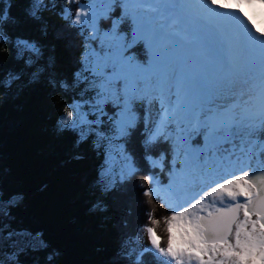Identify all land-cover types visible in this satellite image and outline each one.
I'll use <instances>...</instances> for the list:
<instances>
[{
    "label": "trees",
    "instance_id": "trees-1",
    "mask_svg": "<svg viewBox=\"0 0 264 264\" xmlns=\"http://www.w3.org/2000/svg\"><path fill=\"white\" fill-rule=\"evenodd\" d=\"M104 1L95 23H84L81 18L76 24L77 10L88 7L92 0H42L40 21L9 27L6 34L11 41H0V199L7 203L16 195L23 198L8 207L3 225L9 227L8 233L36 236L46 245L20 254L21 264H158L165 260L149 252L132 259L124 252L126 240L138 235L143 226L155 227L162 246L167 244L165 218L172 209L155 188L157 183H166L174 168V138L166 133L151 141L146 128L147 99L159 93V74L150 73L146 79L137 75L136 87L130 92L115 83L118 97L107 98L95 111L100 119L93 117L74 129L62 124L76 104L82 103L81 110L89 114L90 105L100 103L87 59L100 55L102 60H111L110 50L119 34L124 35L122 49L139 37L132 35L136 16L128 12L133 0ZM31 2L0 0V10L11 4L10 12L23 16ZM16 37L43 45L44 58L26 63L27 55H16ZM130 50L140 66L153 64L143 41ZM49 57L53 60L50 65ZM37 67L42 68L40 80L29 83ZM13 76L19 79L6 83ZM140 80L145 83L141 85ZM147 82L155 86L148 93L144 91ZM145 96L147 99L138 98ZM125 105L134 119L122 134L117 125L121 115H127L122 111ZM116 134L136 171L126 174L123 183L116 178L107 184L106 144ZM149 176L151 181L146 179ZM149 188L151 197L144 194ZM97 204L100 208L94 209Z\"/></svg>",
    "mask_w": 264,
    "mask_h": 264
},
{
    "label": "snow or ice",
    "instance_id": "snow-or-ice-1",
    "mask_svg": "<svg viewBox=\"0 0 264 264\" xmlns=\"http://www.w3.org/2000/svg\"><path fill=\"white\" fill-rule=\"evenodd\" d=\"M144 2L148 0H138V3ZM151 2L159 5L158 9H153L154 11L167 12L174 18V22L180 21L184 25V34H181L175 31H162L155 27L152 19L147 17H138L133 20L139 39L152 54L153 66L172 67L178 77L177 84H180L191 97L205 99V118H219L222 116L224 106L218 104L217 100L221 97V92L228 80V72L232 67L233 41L214 27L201 26L200 19L192 8L193 0H151ZM208 3L216 5L219 0H208ZM256 3L264 7V0H237L235 4L225 2L222 6L242 11L244 4ZM11 7V4H6L4 9L0 10V41H11V37L6 34L9 27L41 19L38 13L43 7L42 0H32L25 8L23 16L11 13L9 10ZM82 13L84 8H79L74 17L76 24L81 23ZM244 16L247 17L246 12ZM247 19L249 22L252 21L251 17ZM87 22L85 19L84 23ZM254 31L258 35H253L251 38L259 40L261 45L259 59L258 61L249 60L244 66V71L258 72L262 96H264V32H261L260 28H255ZM13 47L17 56L27 55L26 63L30 65L44 58V46L35 40L16 37ZM128 54H131L130 49ZM143 59L147 60L148 57ZM51 63L53 60L49 57L48 64ZM41 74L42 68L37 67L31 74L29 83L38 82ZM16 79L19 77L13 76L6 83L10 84ZM139 83L143 85L145 81L140 80ZM176 86V84L173 85V87ZM138 98L147 99L146 96ZM122 111L127 113V118L117 125V131L126 134L132 127L134 114L127 105ZM72 116L73 113L67 111V118L62 121L65 128L74 129L80 125V122L69 124ZM60 130L63 131L64 128ZM226 130L231 133L233 126L225 124L224 128L217 129L221 134H225ZM135 171L133 165L128 175ZM125 178L122 177L120 182L123 183ZM146 179L151 181L152 177L149 176ZM106 187L111 190L110 186L106 185ZM210 190L222 191L235 202L228 207L218 208L215 212L209 211L203 216L191 215L188 207L173 210L170 216L165 218L166 247L162 246V238L157 234L155 227L147 226L145 231L149 234L150 247H146L144 251L155 257L167 258L158 260V264H184L185 258L189 264L193 259L199 264H264V193L249 178V172L242 171L240 174H230L226 178H221L220 182L215 183ZM144 194L151 197L153 190L146 189ZM239 197L244 198L245 202L240 203L237 199ZM22 199V196L16 195L7 201V204L15 205ZM93 207L98 209L100 205ZM241 210L243 219L240 218ZM4 215L7 216L8 213L5 211ZM253 215L257 219H253ZM153 223L159 224V221H153ZM7 235L11 237L14 233L9 232ZM38 247L44 248L46 245L41 240ZM217 256L221 258L217 260L215 258ZM11 259L19 264L16 253H13ZM0 264H5V261H0Z\"/></svg>",
    "mask_w": 264,
    "mask_h": 264
},
{
    "label": "rangeland",
    "instance_id": "rangeland-1",
    "mask_svg": "<svg viewBox=\"0 0 264 264\" xmlns=\"http://www.w3.org/2000/svg\"><path fill=\"white\" fill-rule=\"evenodd\" d=\"M104 2V0H92L88 7H84V13H82L81 18L95 23L99 18V13L102 11L101 6ZM131 3L132 5L128 8V12L131 15L136 16V19L138 17L150 18L154 21V23L159 18L161 19V23L155 24V27L163 31L164 25L167 24L169 14L167 12H163L162 10L154 11L153 9H158L159 7L157 3H152L151 0L144 3H138V0H133ZM200 3L207 4L215 8V5L208 3V0H200ZM216 7L222 14L223 20L217 19V17V20H207L210 13L209 11L207 17L200 18V22L208 27L218 29L225 35V37L233 41L232 55H238L236 56L234 64H231L232 67L230 72H232L235 77L232 74H228L226 84H234L235 82L243 84L247 83L249 86L257 87L259 91H262L258 72L253 73L244 71V66L249 60L255 59L258 61V57L256 55H252L253 52L260 51L261 48L260 42L251 38V36L257 35L254 32V28L251 27L246 19L241 17L242 14L241 12L239 13L238 10H229L231 8H224L223 10H220L219 8L221 7V4L219 3L216 4ZM211 13V17L216 15L212 11ZM224 19H226L227 22L224 21ZM245 20L248 25H250V30H244ZM179 22L180 21H178V23L176 22L178 24L177 32H179ZM180 23L182 25V22ZM237 25L243 26L240 29L241 26L239 27ZM234 29L237 32H234ZM223 30L229 31L223 32ZM137 34L138 33L134 27L132 35L136 36ZM122 43L123 45L125 44L124 35L119 34V36H116V40L113 41L110 52L112 55L111 60H102L100 55L99 59L93 56H90L87 59V62L91 63L90 71H92L91 74L94 76V82L97 83V89L99 91L98 98L100 103L98 105L91 104L90 106H92V112L89 114H85L84 111L81 110L82 103L76 104L69 124L77 122L85 123L87 121H92L95 118L100 119L101 115L95 111L102 108V104L107 98L109 100H114L118 97L119 89L118 93H116L115 87H119L115 83L121 84L120 90L124 89L125 91L130 92L134 89V87H136V80L138 76L141 79H146L150 73H159L160 83L159 86L157 85L159 93L157 95H151L149 99H147V136L151 141H155L166 133L174 138L173 146H175V150L177 149V153L175 154H177V156L181 154L182 158L176 159V162L180 165V172L176 171L173 173L172 179L176 183L172 186V193L174 195H171V198H188L186 203L188 202L192 208L198 211L197 202H194L193 198H221L223 194L222 191L213 192L210 188L214 186L215 183L220 182L221 178H226L230 174H238V171H246L248 168V157L257 158V161L264 159V146L256 148L251 142H239L238 138L235 139L234 144H231L228 139L217 136L220 132L212 128L214 119L216 118H205L204 109L206 107V101L204 98L191 97L180 84H177L178 77L176 73L173 72L172 67L164 65L154 67L153 64L150 67L140 66L138 61L133 59L131 57L132 55L128 54V49H131L138 43L136 40L134 41L133 39L131 43L123 49ZM107 45L109 46V43H107ZM238 45L243 46L244 49L239 53L236 52L237 47H239ZM107 66L109 67L107 68ZM145 69H147V71H145ZM174 84L177 86L173 87ZM152 88H155L154 84L147 82L144 91L148 93L152 90ZM112 90H115V93H113ZM223 90L221 92V96L226 94ZM227 96L231 95L227 94ZM158 101H160L162 108L159 109L160 111L157 113L155 111L154 104ZM217 103L222 105L224 104L222 102ZM163 104L165 106H163ZM231 106H236L234 109L243 106L240 109V113L235 112L242 115L247 107V104L243 105L240 101H235L231 104ZM170 109H180V112L166 120L165 116L171 112ZM224 109L225 107H223L222 116L226 114L228 110ZM96 114L97 116H94ZM187 114H192L193 116L190 119H185L184 116ZM93 117L95 118L92 119ZM126 118L127 115L122 114L118 123L121 124ZM194 118L195 120L192 122ZM238 121L239 123L234 125L237 128L235 131H240L238 127H244L243 124H246L250 127V129L257 127L255 124L256 122L254 123L250 119ZM239 144L242 146H238ZM253 146L254 151L252 156H250L249 151ZM106 150L107 159L104 177L106 176L108 179V184L111 181L116 180V178L121 179L122 177H125L132 167V162L124 153L119 134L111 135L109 139H107ZM229 163H238V165L232 164L234 168L238 167V170L234 169ZM257 163L260 164L261 162ZM197 166H203L201 173L195 172V168ZM263 183L264 180L260 182L261 185ZM159 187L160 185L157 184L156 192L158 194L162 192V189ZM10 205L12 204H7L0 199V220L2 223V225H0V261H5V264H16V262L11 259L13 253H16L19 264H21V258L18 257L20 254H26L28 248L35 250H42V248L38 247L40 240L36 236L18 233H14L11 237L7 235V229H9V227L4 226L3 222L5 223V219L8 216H5L4 212L6 211L8 213V207ZM145 228L146 226L141 227L138 235L131 236L126 240L124 252L128 257L131 256L132 259H136L145 252L144 250L147 245L145 246L141 243L143 241V236L146 233ZM8 244L10 245L8 246ZM29 245H31V247H29ZM215 258L218 260L221 257L217 256ZM165 259L167 258L165 257ZM184 264H189L186 258ZM190 264H199V262L193 259Z\"/></svg>",
    "mask_w": 264,
    "mask_h": 264
},
{
    "label": "bare ground",
    "instance_id": "bare-ground-1",
    "mask_svg": "<svg viewBox=\"0 0 264 264\" xmlns=\"http://www.w3.org/2000/svg\"><path fill=\"white\" fill-rule=\"evenodd\" d=\"M225 2L228 3H232L235 4L237 3V0H219V4H221V7L219 8L220 10H223L224 7L222 6ZM192 8L194 9L195 15L200 19V18H205L207 17L208 12L211 11L213 13H215L216 15L214 17H211L210 13L209 16L207 18V20L212 21V19L217 20H223L222 14L220 13V11L218 10V8L215 5V8L213 6H209L207 4H201L200 0H193L192 3ZM229 9V8H227ZM229 10H238V12L242 14L243 19H247V17H251L252 21L248 23L251 25L252 28H260L261 32H264V7H262L259 3L256 4H251L250 6H248V4H244L242 6V11L240 9L237 8H231ZM247 13V17L244 16V13ZM212 14V13H211ZM224 14V13H223ZM213 15V14H212ZM217 17V19H216ZM213 20V21H214ZM245 20V21H246ZM224 21L227 22L226 19H224ZM244 22V30H250V25H248V23ZM178 21L173 20V17L168 16V21L167 24L164 25L163 31H168V32H172L175 31L177 32V23ZM219 22V21H218ZM161 23V19L158 18V20H156V22L154 24H159ZM201 26L203 27H208L205 24H203L202 22H200ZM178 29L179 32L181 34H184V25L179 22ZM235 26V25H234ZM237 26H241L240 29L242 28L243 25H237ZM236 28V27H234ZM229 30H223V32H228ZM232 31V30H230ZM234 32L235 31L234 29ZM253 32V29H252ZM251 32V34L253 35V33ZM247 34V33H246ZM251 36V35H250ZM259 41V40H257ZM237 46V45H236ZM239 46V45H238ZM243 46H239L236 49V52H241L243 51ZM259 54L260 51H256L253 52L252 55H256L259 59ZM238 54H234L231 55V64H234L235 60H236V56ZM173 70V68H172ZM174 72V70H173ZM175 73V72H174ZM229 75H233L235 77V75L232 72H228ZM230 89V90H228ZM226 94L221 96L219 100H217V102H222L224 103L223 106L225 107V109H228L226 114H224L223 116L214 119V123L212 125L213 129H221L222 127L225 126V124L228 125H236L237 123H239L238 120L242 121L244 119H250L252 120L256 125H261L264 123V96H262V91H259V89H257V87H251L249 86L247 83H240V82H235L233 83H229L226 84L224 90H223ZM260 92V93H259ZM227 94L231 95V96H227ZM233 98V99H231ZM235 101H240L243 105L247 104L246 109L244 110V113L242 115H239L235 112L240 113V109L243 107H239L234 109L236 106H231L232 103H234ZM161 103L160 101H158L157 103L154 104L155 107V111L158 113L162 107H161ZM163 106H165L163 104ZM185 106V105H183ZM224 109V110H225ZM171 112H169L168 114H166L165 119L167 120L169 117L171 118L172 116L178 114L180 112V109H170ZM258 112V114H257ZM261 112V114H260ZM263 122V123H262ZM260 123V124H258ZM163 126V125H162ZM252 180L253 182L255 181L257 184H259L260 182H262L264 180V171L263 172H258V171H254L253 172V176H252ZM142 245L144 244L146 247H150V240H149V235L146 231V233L143 236V241L141 242Z\"/></svg>",
    "mask_w": 264,
    "mask_h": 264
},
{
    "label": "flooded vegetation",
    "instance_id": "flooded-vegetation-1",
    "mask_svg": "<svg viewBox=\"0 0 264 264\" xmlns=\"http://www.w3.org/2000/svg\"><path fill=\"white\" fill-rule=\"evenodd\" d=\"M217 136H221V137L228 139V141L231 144H234L235 139L238 138L239 142H251L256 148H259L260 146H264V128L259 129V130H243L241 132L232 131L231 133H228L227 131H225V134L220 133V134H217ZM247 140H249V141H247ZM238 146H242V145L239 144ZM254 146L249 151L250 156H252V154H253ZM179 158H182V155L180 154L177 156V154H175V156H174V161H175L174 162V168L168 173V179H167L166 183L159 187L160 189H162V192L160 193V195H162V197L165 199L167 204L172 207V211L173 210H180L183 207H188L190 209V214L193 216L203 215V214L207 215V213L209 211L215 212L216 209L228 207V206H230L231 203L235 202V201H232L229 197H227V195L225 193L222 194L221 198H206V199H204V198H193V201L197 202V209H199L197 211L194 208H192L191 205L188 204V202L186 203L188 198H171V195H174L172 193V186L176 183L172 179L173 173L176 171L180 172V165L176 162V159H179ZM257 162H261V163L258 164ZM229 164L232 167H233V165H238V163H229ZM247 165H248V168L246 169V171L249 172V178H250V173L254 169L264 170V159H260V161H257V158L248 157ZM199 167L200 166H197L195 168L196 173H198L197 169ZM234 169L238 170V167L234 168ZM202 170H203V168H202ZM202 170H201V172H202ZM201 172H199V173H201ZM237 173L240 174L241 172L238 171ZM237 199L240 203L245 202L244 198H242V197H239ZM240 218L243 219L242 210H241ZM252 218L257 219V217L255 215H253Z\"/></svg>",
    "mask_w": 264,
    "mask_h": 264
},
{
    "label": "water",
    "instance_id": "water-1",
    "mask_svg": "<svg viewBox=\"0 0 264 264\" xmlns=\"http://www.w3.org/2000/svg\"><path fill=\"white\" fill-rule=\"evenodd\" d=\"M201 170H202V166H200L198 169H197V172L199 173V172H201ZM254 171H258V172H263L264 170H258V169H254L251 173H250V179H253L252 178V176H253V172ZM255 182V181H254ZM256 183V182H255ZM257 184V183H256ZM257 187L260 189V191L262 192V193H264V184L263 185H261L260 183L259 184H257ZM203 215H206V214H203ZM202 215V216H203Z\"/></svg>",
    "mask_w": 264,
    "mask_h": 264
}]
</instances>
